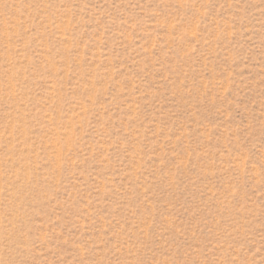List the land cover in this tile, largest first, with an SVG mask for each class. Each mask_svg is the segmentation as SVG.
<instances>
[{
	"label": "rangeland",
	"instance_id": "obj_1",
	"mask_svg": "<svg viewBox=\"0 0 264 264\" xmlns=\"http://www.w3.org/2000/svg\"><path fill=\"white\" fill-rule=\"evenodd\" d=\"M0 264H264V0H0Z\"/></svg>",
	"mask_w": 264,
	"mask_h": 264
}]
</instances>
